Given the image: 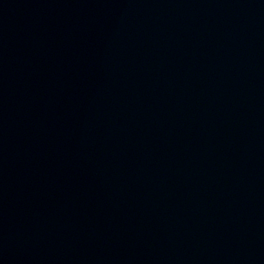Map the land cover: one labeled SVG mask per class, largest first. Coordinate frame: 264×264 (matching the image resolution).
I'll return each instance as SVG.
<instances>
[{
  "label": "water",
  "instance_id": "water-1",
  "mask_svg": "<svg viewBox=\"0 0 264 264\" xmlns=\"http://www.w3.org/2000/svg\"><path fill=\"white\" fill-rule=\"evenodd\" d=\"M0 264H264V0H0Z\"/></svg>",
  "mask_w": 264,
  "mask_h": 264
}]
</instances>
